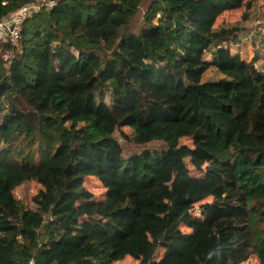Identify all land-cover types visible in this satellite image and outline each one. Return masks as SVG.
Wrapping results in <instances>:
<instances>
[{"label":"trees","instance_id":"trees-1","mask_svg":"<svg viewBox=\"0 0 264 264\" xmlns=\"http://www.w3.org/2000/svg\"><path fill=\"white\" fill-rule=\"evenodd\" d=\"M35 1L0 0V22ZM251 8L57 0L0 45V264H264V69L213 29Z\"/></svg>","mask_w":264,"mask_h":264},{"label":"rangeland","instance_id":"rangeland-1","mask_svg":"<svg viewBox=\"0 0 264 264\" xmlns=\"http://www.w3.org/2000/svg\"><path fill=\"white\" fill-rule=\"evenodd\" d=\"M252 3V8L247 13L246 21H243V10L236 13H225L215 22L213 29L220 28H238L240 30L238 37L241 44H243V51L249 54V58L255 62L258 69H264V0H249ZM57 3V0H46V3ZM146 4V3H145ZM145 4L140 8L137 16L132 20L129 26L131 33H137L143 25V15L145 12ZM21 41V40H20ZM20 51V42L14 47L10 53ZM223 77L215 69L211 68L203 72L201 77L196 80L198 84L213 83L221 80ZM106 100H109V93L106 94ZM122 132L129 137L133 133L128 128H123ZM115 137L120 138L118 132ZM123 147V158L127 159L131 155L140 154L143 150H148L152 153H160L166 149V145L162 142H152L146 145H135L119 139ZM6 143L1 145L6 147ZM87 188L93 192L95 200H102L104 198V191L97 185L95 181H88ZM36 187L27 185L22 186L15 191L16 197L26 206L29 205L32 195L36 192ZM133 264V263H124ZM137 264V263H134ZM248 264H257L255 259H251Z\"/></svg>","mask_w":264,"mask_h":264},{"label":"built area","instance_id":"built-area-1","mask_svg":"<svg viewBox=\"0 0 264 264\" xmlns=\"http://www.w3.org/2000/svg\"><path fill=\"white\" fill-rule=\"evenodd\" d=\"M55 5L53 2L46 3V0H36L32 4L20 8L9 19L2 20L0 22V45L8 42L12 47H15L21 40L22 24L33 14L38 13L41 8L50 9Z\"/></svg>","mask_w":264,"mask_h":264}]
</instances>
